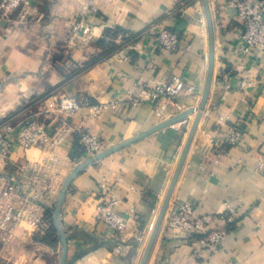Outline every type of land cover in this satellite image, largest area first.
Returning a JSON list of instances; mask_svg holds the SVG:
<instances>
[{"label": "crops", "instance_id": "0c3cea01", "mask_svg": "<svg viewBox=\"0 0 264 264\" xmlns=\"http://www.w3.org/2000/svg\"><path fill=\"white\" fill-rule=\"evenodd\" d=\"M209 4L213 82L166 212L188 202L200 213L218 214L230 206L238 214L226 223L223 242L210 250L168 228L165 213L146 264H264V50L254 51L243 67L234 11L226 0ZM75 18L89 21L90 33L74 35ZM165 27L179 34L174 51L155 44V34ZM207 52L201 0H23L0 11V127L18 128L36 118L48 130L55 124L65 128V139L53 149L12 146L0 166V183L17 193L9 199L34 195L43 215L35 228L27 221L0 228V264H58L53 207L67 176L89 157L77 134L99 135L106 149L196 107ZM175 74L191 92L133 102L148 85ZM64 95L103 108L98 115L80 110L63 117L43 111L46 98ZM194 117L195 112L141 136L72 178L59 213L67 238L65 264L139 263ZM231 128L241 132L234 145L225 141ZM109 185L119 196L117 212L132 217L121 235L129 244L124 251L115 249L118 236H110L96 217Z\"/></svg>", "mask_w": 264, "mask_h": 264}, {"label": "built area", "instance_id": "2783aa9c", "mask_svg": "<svg viewBox=\"0 0 264 264\" xmlns=\"http://www.w3.org/2000/svg\"><path fill=\"white\" fill-rule=\"evenodd\" d=\"M23 0H0V11L18 7ZM227 5L234 11L235 19L240 25L239 45L237 53L241 65L246 67L250 61V55L254 51L264 50V0H226ZM74 35H87L91 31L89 21L83 18H75L72 24ZM179 34L172 28H162L155 36V44L167 51H174L179 44ZM246 65V66H245ZM192 91V86H187L186 81L180 75H172L162 83L148 85L146 92L134 99V103L140 99H149L155 102L161 98L175 99L182 93ZM103 105H90L87 102H79L73 96H51L45 99L43 111L57 116H71L76 111L86 110L88 113L98 115ZM51 124H49V127ZM65 128L55 124L52 130H48L45 124H41L36 118H28L18 128L13 124H5L0 127V166L6 163L12 146H20L27 150L33 146L43 149H53L65 139ZM239 129L231 128L225 139L227 144L234 145L240 139ZM77 141L83 147V152L93 156L104 150L103 139L86 131L77 134ZM264 169V163L260 165ZM1 172V170H0ZM0 178H3L0 176ZM10 179L15 180L14 177ZM35 180L39 181L36 175ZM44 180V179H42ZM16 196L9 186L0 183V228L20 221H27L33 228L43 223L42 205L34 195L25 194L17 202L9 199ZM119 202V196L114 188L106 186L101 192L97 206V219L103 223L110 236H118L120 241L115 245L117 251H124L129 247L121 235L128 228L131 221V213L120 214L115 209ZM238 214L237 209L228 206L218 214L200 213L188 202H180L174 208L166 212V225L170 229H180L186 233L189 243L195 247L214 250L226 237V223L234 221Z\"/></svg>", "mask_w": 264, "mask_h": 264}, {"label": "water", "instance_id": "95a60500", "mask_svg": "<svg viewBox=\"0 0 264 264\" xmlns=\"http://www.w3.org/2000/svg\"><path fill=\"white\" fill-rule=\"evenodd\" d=\"M204 15H205V21H206V27H207V38H208V52H207V69H206V76H205V82L203 86V91L200 97V100L196 107H190L187 108L186 110L182 111L181 113H178L174 117H171L169 119H166L165 121H162L149 129L143 131L142 133L127 139L117 145L110 146L103 151L94 154L93 156H89L85 158L83 161L78 163L75 168L70 172V174L67 176L65 181L63 182L60 191L57 195L53 211H52V219H53V225L60 237V242H61V253L59 257L58 264H65V259H66V252H67V238L66 235L62 229L60 219H59V213H60V207L61 203L63 200V197L65 195V192L67 191V188L69 186V183L71 182L72 178L82 169L90 165L93 161L100 159L112 152H115L116 150L128 145L132 141L136 140L137 138L147 135L149 133H152L160 128H163L169 124H172L176 121L185 119L189 114L195 112V117L193 119V122L191 124V127L188 131L185 143L182 147V150L180 152L179 158L177 160V163L175 165V168L173 170V173L171 175V178L169 180L168 186L166 188L164 197L162 199V202L160 204L158 213L156 215L154 224L152 226L151 232L149 234V237L147 239L146 245L144 247V250L142 252L140 261L138 264H146L147 259L149 257L150 251L152 249V246L154 244V241L156 239V236L158 234L159 228L162 224L163 218L165 216L173 189L175 187L176 181L178 179L179 173L181 171V167L183 165V162L185 160L187 151L189 149V146L191 144V141L193 139L195 130L197 128L199 119L202 115V112L205 108V105L207 103V99L210 93L211 85L213 82V77H214V59H215V37H214V24H213V14L210 8L209 0H201Z\"/></svg>", "mask_w": 264, "mask_h": 264}, {"label": "trees", "instance_id": "16d2710c", "mask_svg": "<svg viewBox=\"0 0 264 264\" xmlns=\"http://www.w3.org/2000/svg\"><path fill=\"white\" fill-rule=\"evenodd\" d=\"M51 237H53L54 239L56 238H58L56 235H55V233L54 232H52V234H51ZM51 237L48 239V238H46L45 240H47V241H49V242H51Z\"/></svg>", "mask_w": 264, "mask_h": 264}]
</instances>
